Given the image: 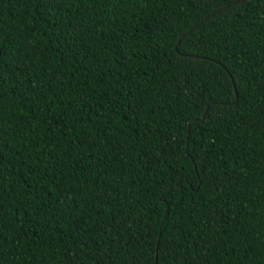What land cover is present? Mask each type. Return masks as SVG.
Wrapping results in <instances>:
<instances>
[{
    "label": "trees",
    "instance_id": "obj_1",
    "mask_svg": "<svg viewBox=\"0 0 264 264\" xmlns=\"http://www.w3.org/2000/svg\"><path fill=\"white\" fill-rule=\"evenodd\" d=\"M0 264H264V0H0Z\"/></svg>",
    "mask_w": 264,
    "mask_h": 264
},
{
    "label": "water",
    "instance_id": "obj_2",
    "mask_svg": "<svg viewBox=\"0 0 264 264\" xmlns=\"http://www.w3.org/2000/svg\"><path fill=\"white\" fill-rule=\"evenodd\" d=\"M228 5V4H227ZM227 5H224L220 8H218L217 10H215L214 12L210 13L209 15L205 16L204 18H202L201 20H199L197 23H195L189 30H191L193 27L197 26L199 23L203 22L206 18H208L209 16L213 15L214 13L219 12L220 10L224 9L225 7H227ZM205 110L203 111L202 115L204 114Z\"/></svg>",
    "mask_w": 264,
    "mask_h": 264
}]
</instances>
